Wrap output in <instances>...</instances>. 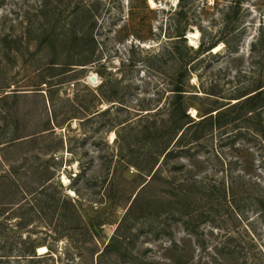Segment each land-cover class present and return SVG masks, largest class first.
<instances>
[{"label": "rangeland", "instance_id": "374dc122", "mask_svg": "<svg viewBox=\"0 0 264 264\" xmlns=\"http://www.w3.org/2000/svg\"><path fill=\"white\" fill-rule=\"evenodd\" d=\"M189 1L195 3L196 20L201 19L207 39L220 35L226 25L221 8L234 0ZM242 1L245 12L241 19L246 28L239 52L232 55L221 43L218 50L212 49L196 58L194 82L208 87L220 83L216 88L223 90L232 87L237 79H245L247 84L252 70L264 61L263 50L257 54L251 51L252 41L264 27V0ZM77 4L84 7L77 15V27L85 26L86 32L92 27L91 32L82 36H76L67 27ZM176 4L177 0H0V175L30 182L38 174L37 166L48 163V175L53 177L62 199L65 193L80 197L88 210L100 205L97 201L102 195L114 194L118 205L112 217L120 219L142 182L151 177L129 163L133 155L128 148L120 157L122 145L146 143L145 139L133 136L132 126H124L139 118L138 108L166 102L169 75L176 67L168 37L169 11ZM55 24L58 33L53 45L48 34ZM197 31L196 28L187 33L188 43L196 47L201 32L199 35L191 32ZM54 60L58 69L51 66ZM66 62L87 64H74L75 69L60 73ZM46 79L54 85L44 82ZM103 83V93L113 94L117 101L104 100L99 90ZM50 93H55L53 100ZM83 107L95 113L70 117ZM107 108L109 111L98 113ZM50 118L55 127L42 132ZM58 121L62 123L58 125ZM250 135H235L222 143L216 140L194 149L192 156L177 152L170 156L168 164L161 157L158 179L146 194L166 199L173 194L181 198L187 190L196 193V158L211 156L204 163V171H213L218 166V159L210 155L213 144L214 151L223 153L222 159L226 161L232 157L254 159V165L258 166L264 157V147ZM12 166L16 170H10ZM259 170L254 171L255 175L264 182V168L261 173ZM177 206L176 220H170V229L166 228L158 239L150 234L141 240L145 248H152L149 255H162L174 237L181 245L180 257L189 254L196 264V218L184 215L196 211V202L188 206L181 198ZM0 211L3 241L12 244L9 247L14 250L0 264H89L80 259V249L74 244L55 242L52 226L37 217L28 229L32 238L54 244L52 256L34 261L17 255L20 218L12 215L8 207ZM187 220L195 225L194 234L189 233L192 230L186 226ZM158 224L162 227L164 223ZM116 225H105L109 236ZM254 227V248L259 254L253 261L251 257L248 264H264V219H258ZM46 251L37 249L38 254Z\"/></svg>", "mask_w": 264, "mask_h": 264}, {"label": "trees", "instance_id": "16d2710c", "mask_svg": "<svg viewBox=\"0 0 264 264\" xmlns=\"http://www.w3.org/2000/svg\"><path fill=\"white\" fill-rule=\"evenodd\" d=\"M243 6L242 0H234L221 8L226 25L220 35L212 36L211 39H207V30L201 19L196 20L195 3L177 0L176 7H171L168 37L172 43L171 50L175 53L176 67L169 75L166 102L161 106L138 108L139 118L124 128L132 126L133 136L145 139L146 143L122 145L119 152L122 157L124 149L128 148L133 155L129 163L135 165L142 174H151V177L142 182V187L120 219L112 217L118 205L114 194L107 193L104 197L102 195L97 201L100 205H93L88 210L83 206L80 197H71L65 193L62 199L54 187L53 177L48 175V163L37 166L38 174L35 178L33 175L30 182L28 179L23 181L0 175V210L8 207L12 215L20 218V240L15 246L17 255L34 261L52 256L54 244L41 238H32L31 230L28 229L30 222L37 217L52 226L55 242L67 241L80 249V259L84 258L85 263L194 264L189 254L180 257L181 245L174 237L162 255H149L152 248H145L144 240H141L143 236L150 234L158 239L166 232V228L170 229V220H176L174 209L178 207L180 199L184 198L188 206L196 202V211L184 214L186 217L193 215L196 218V264H248L251 257L253 261L259 251L254 248L255 235L252 231L258 219H264V182L254 171L261 168V173L264 157L258 166L254 165V159L241 160V157H232L226 161L222 159L223 153L214 151L213 144L210 155L218 159V166L213 171H204V163H208L211 156L196 158V193L187 190L182 193L181 198L180 195L173 194L166 199L163 196L146 194L148 187L158 179L162 169L161 157L168 164L170 156L177 152L192 156L194 149L199 150V147L216 140L222 143L243 133L259 139L264 147V61L252 70V78L247 84L243 81L245 79H237L229 89L216 88L220 83L208 87L192 80L196 75V58L210 53L218 44L222 43L232 55L239 52L246 28L241 19L245 12L242 10ZM83 9V6L77 4L67 23L69 30L76 36L92 30L89 27L91 30L86 32L85 26L77 27V15ZM196 28L201 32V41L197 47L188 43L187 35L188 31ZM57 33L55 24L48 34V41L53 45L57 42ZM261 50L264 51L263 26L251 44L253 54ZM57 64L56 60L52 61V68L58 69ZM74 64L87 63L66 62L61 66L63 70L60 73L75 69ZM44 82L54 85L51 80L46 79ZM104 85L105 83L99 87L104 100L117 101L113 94L103 93ZM53 94L55 93L49 95L52 100ZM193 108L196 110L195 114L191 112ZM81 110L75 111L70 117L95 113L90 112L89 107ZM106 111H109L108 108L98 113ZM61 123L58 121V125ZM54 127L52 118L47 119L42 132ZM10 170H16V167L12 166ZM219 171L222 173L219 174ZM112 223L117 225L109 236L105 225ZM158 223L164 224L161 227ZM185 224L192 230L189 233L194 234L195 225L189 220ZM42 245L48 250L38 254L37 249ZM9 246L12 244L3 241V231L0 230V261L13 254L14 250ZM88 258L90 259L86 260Z\"/></svg>", "mask_w": 264, "mask_h": 264}, {"label": "bare ground", "instance_id": "6f19581e", "mask_svg": "<svg viewBox=\"0 0 264 264\" xmlns=\"http://www.w3.org/2000/svg\"><path fill=\"white\" fill-rule=\"evenodd\" d=\"M195 33H196V35H199V31H197V32H191V35H195ZM193 37H194V36H193ZM192 42H193V40H192ZM191 44H192V43H191ZM219 48H220V46H219V44H218V46H216V47L214 48V50H218ZM193 109H194V108H193ZM193 109H192V111H194ZM192 111H191V112H192ZM65 179H67V178H65ZM39 249H40L41 252H44V251L47 250V247H46L45 245H42V246L39 247Z\"/></svg>", "mask_w": 264, "mask_h": 264}]
</instances>
